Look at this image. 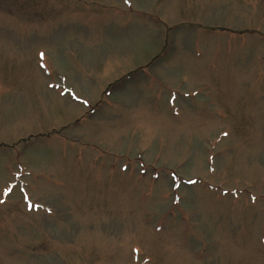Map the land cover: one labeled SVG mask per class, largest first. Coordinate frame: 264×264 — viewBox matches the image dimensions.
Returning a JSON list of instances; mask_svg holds the SVG:
<instances>
[{
  "label": "rangeland",
  "instance_id": "obj_1",
  "mask_svg": "<svg viewBox=\"0 0 264 264\" xmlns=\"http://www.w3.org/2000/svg\"><path fill=\"white\" fill-rule=\"evenodd\" d=\"M0 264H264V0H0Z\"/></svg>",
  "mask_w": 264,
  "mask_h": 264
}]
</instances>
